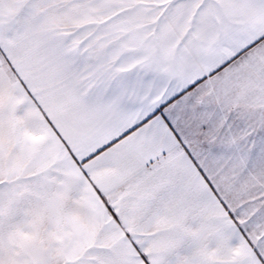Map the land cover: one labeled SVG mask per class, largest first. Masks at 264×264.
<instances>
[{
	"label": "snow or ice",
	"instance_id": "snow-or-ice-1",
	"mask_svg": "<svg viewBox=\"0 0 264 264\" xmlns=\"http://www.w3.org/2000/svg\"><path fill=\"white\" fill-rule=\"evenodd\" d=\"M0 264H264V0H0Z\"/></svg>",
	"mask_w": 264,
	"mask_h": 264
}]
</instances>
